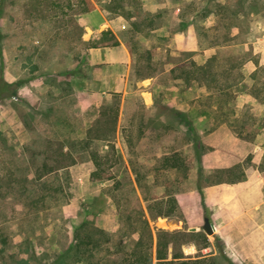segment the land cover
<instances>
[{"label": "rangeland", "instance_id": "1", "mask_svg": "<svg viewBox=\"0 0 264 264\" xmlns=\"http://www.w3.org/2000/svg\"><path fill=\"white\" fill-rule=\"evenodd\" d=\"M81 7V0H0V85L4 78L10 89L2 95L11 93L0 96V264H93L100 255L120 264L151 242L155 252L159 229L186 234L191 241L181 247L180 239L178 249L188 256L220 257L221 202L248 186L256 198L264 193V0ZM115 39L120 44L107 47L124 44L130 66L89 62L91 45ZM183 66L189 80L179 77ZM180 112L198 131L211 130L202 132L205 162ZM176 151L193 165L186 176L163 169ZM96 155L109 178L94 174ZM220 178L227 181L211 184ZM255 205H246L240 223L254 241L245 238L234 264H264V216ZM206 217L218 226L214 234L203 228ZM82 224L83 233H109L92 258L91 248L74 245Z\"/></svg>", "mask_w": 264, "mask_h": 264}, {"label": "trees", "instance_id": "2", "mask_svg": "<svg viewBox=\"0 0 264 264\" xmlns=\"http://www.w3.org/2000/svg\"><path fill=\"white\" fill-rule=\"evenodd\" d=\"M97 1L98 0H81V4H82V7H81V12L83 13H88V12H91L93 11L96 6H97ZM0 19H1V13H0ZM112 34V30H105L103 31V35L105 34ZM120 44L119 40L118 39H115L113 42L111 41H103V42H98V43H94L93 45H91L92 47H100V46H111V45H118ZM179 66V65H177ZM177 66L176 67H173L171 68L172 71H175L177 69ZM182 68V74L179 76L181 78L185 77L186 76V79L189 80V77L187 75L190 74V71L185 69L184 66L183 67H180ZM183 74H186V75H183ZM9 89H10V84L4 79L2 78V85H0V96L1 97H5V96H10L11 93H7L5 95H2L4 93V91H7L9 92ZM174 111L178 112L179 113V110L178 109H174ZM181 113V117L183 118L184 116H186V118L188 117L189 119V125L191 127L190 129V133H189V136L190 138L192 139L194 145L198 144L199 148H197V155H196V159L199 161V162H205L206 161V139H205V135L202 133L203 131L204 132H207V134H210L211 133V130L207 127L203 128L202 131H198V128H197V124L195 123V120L192 118V117H189L188 114L186 112H180ZM184 115V116H182ZM210 132V133H209ZM221 137H224V136H221ZM90 144V143H89ZM176 155L174 156H166L165 158L162 159V162L164 166L163 169L165 170H175L177 172H179L180 174L182 173V175H185L186 176V173L188 171H190L192 168H193V165L192 163H189L184 157L182 156H178L179 153L176 151L175 152ZM220 155V159L223 160L225 159V156L224 154H219ZM95 160V163L97 165V169L96 171H94V174L95 175H98L100 174L99 176H106V177H110L111 175L110 174H101V172L99 173V170H101V162L99 161V158L96 157L94 158ZM192 162V161H190ZM243 172V171H242ZM240 175H237L236 178H234L233 182H236V181H240L243 179V176H244V172ZM199 173H200V181H198V191H200L201 194H203V188L206 186L203 185L202 183V180H203V175H204V168L203 166H200L199 167ZM138 176H139V173H138ZM224 181H227L226 179H223V178H220V179H217V180H210V182H213L211 184H214L216 182H224ZM138 182L141 184V179L138 177ZM179 196V195H177ZM145 198L147 199V196H145ZM180 198V197H179ZM149 199H157V196H153ZM178 199V197H176L175 199H173V201H176ZM151 208V206H150ZM174 209L171 210V212H162L160 211L158 213L157 216H169L172 213ZM174 212V211H173ZM139 217H140V220L142 222V226H144V231L146 233V235L149 236L150 239H153L154 235H153V231H152V228H151V225H150V221L144 211V209L142 208H139ZM83 226H85V224H82L81 226H79L77 229H76V232L74 234V239H75V247L77 249V251H82V247L84 246H88V248H91V249H88L90 250V252H87L88 254V257L89 258H92L95 256V251L94 250H98V253H100L101 251L103 252L105 247H104V244L108 239V230L102 228V229H99V231H96V234H93V233H83L81 232ZM186 237V234H184L182 231H168V230H165V229H159L158 232H157V247H156V251L154 252V246L152 245V242L151 244L150 243H147V245H149V248L150 250L147 251L146 253L144 254H140V255H136V254H133L134 258H126L124 259L125 260H128L130 261L131 264H221V259L229 262V264H234L233 260L231 259V257L228 255V253L225 251L224 248H221L220 247V251H221V256H207V255H204V254H199L197 255L196 257H192V256H188L184 253V251L181 249H178V245H179V240H181V247L183 246L184 243H187L189 241H191V239H187L185 238ZM206 239V244L202 247H207L208 246V243H209V238L206 236L205 237ZM142 239H139V242L142 243ZM144 244V243H143ZM90 246V247H89ZM156 260V261H155ZM124 261L120 264H125ZM57 264H60V262H58ZM93 264H105V262H103V259L100 255V259L98 260L97 263H93Z\"/></svg>", "mask_w": 264, "mask_h": 264}, {"label": "crops", "instance_id": "3", "mask_svg": "<svg viewBox=\"0 0 264 264\" xmlns=\"http://www.w3.org/2000/svg\"><path fill=\"white\" fill-rule=\"evenodd\" d=\"M178 47L184 48L181 46ZM86 56L89 62L94 65H110L123 62L128 63V66H130L131 62L130 51L124 44H122V46L119 45L115 47H93L86 51ZM246 186L248 185H245V187ZM252 189L256 188L248 186L247 188L240 190V195H236V198L229 202H227V200L225 202L222 201V206H220V208L218 209L217 218L222 221L221 229L222 231H224V233H222V238L226 246V252L231 258H233V260H236L239 256H241L240 249H242V247L246 245V239L247 241H254V237L250 239L246 237V233L248 232V230H246L247 228H244L240 225L241 220L245 214L244 209L247 207L246 205L248 204V206L251 207L259 202V207L254 210L256 213L258 212L259 216H264V193H259V198H256L255 192L251 191ZM251 192H254V194L251 198H249L248 196L251 195ZM206 197L208 198V202L211 203L208 193H206ZM215 228H218V226L215 225ZM249 230L252 229L249 228ZM261 230L264 233V228H262ZM258 245L259 244L255 243L249 244V246H251L252 248H257ZM262 248L263 249L262 251H260V253L264 252V245L262 246ZM257 255H260L259 252L257 253Z\"/></svg>", "mask_w": 264, "mask_h": 264}, {"label": "water", "instance_id": "4", "mask_svg": "<svg viewBox=\"0 0 264 264\" xmlns=\"http://www.w3.org/2000/svg\"><path fill=\"white\" fill-rule=\"evenodd\" d=\"M203 228L208 234H214L216 230L215 225L211 221L210 217L205 218V223L203 225ZM196 229H197L196 227H193V230H196Z\"/></svg>", "mask_w": 264, "mask_h": 264}, {"label": "bare ground", "instance_id": "5", "mask_svg": "<svg viewBox=\"0 0 264 264\" xmlns=\"http://www.w3.org/2000/svg\"><path fill=\"white\" fill-rule=\"evenodd\" d=\"M163 219H164V218H163ZM163 219L160 217V220H163ZM164 220H166V219H164ZM164 220H163V221H164Z\"/></svg>", "mask_w": 264, "mask_h": 264}]
</instances>
